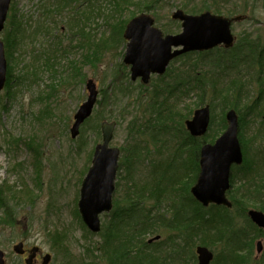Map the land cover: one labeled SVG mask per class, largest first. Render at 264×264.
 I'll list each match as a JSON object with an SVG mask.
<instances>
[{"label":"rangeland","instance_id":"rangeland-1","mask_svg":"<svg viewBox=\"0 0 264 264\" xmlns=\"http://www.w3.org/2000/svg\"><path fill=\"white\" fill-rule=\"evenodd\" d=\"M162 1L160 6L158 3V5L150 4L147 6L148 8L140 11L139 15L141 13L152 15L156 20V25L165 34H176L182 31L181 23L171 18L174 11L182 9L188 14L200 13L185 9L186 4L189 6L204 5V7H206L204 3L211 6L212 4H218L222 9L220 13L214 11L213 8L203 11L209 10L214 14L218 13L233 19L232 33L236 37L234 48L239 46V50L244 49V44L241 43L243 42L242 38L259 39L260 44H264V0ZM37 2L38 0L12 1L7 25L1 34L2 38H4L5 32L10 29L13 12H16L17 16L20 13L27 15L29 16L28 19L32 16L34 18L39 16L40 12L37 8ZM150 2L151 0H148V3ZM236 3L240 7L233 9ZM133 9L134 7L128 9L124 16L127 17ZM54 19L58 22L59 28L61 27L62 29L60 30L51 24L52 30L47 34L48 36H41L37 39V42L27 45L26 50L29 54L26 56L24 64L31 65L34 62L35 58L32 55L30 56V53L41 54L45 50L49 51V53H55L56 51L61 59L47 61L45 55H40V61L34 63L35 74L28 72L29 75L27 71H24L23 63L20 64L19 62L16 66L13 65L14 84L12 89L8 88L6 83L4 89L0 92V187L4 186L6 189L10 186L20 190L21 185L23 186L24 183L36 193L33 201H19L18 199L13 201L11 193L8 192L7 201L9 203L5 210H8L9 214L14 213V216L12 214L13 220L1 222L4 220V216L9 219V215L3 208H0V248L5 252L6 264H25L23 255H19L13 250L14 244L19 241H24L27 249L34 245L40 247L42 255L36 264L42 263V256L46 253L52 255L50 264H114L109 261L105 252L106 244L101 236L104 226L110 223L109 221L114 211L100 215L102 230L100 233L95 234L89 231L83 223L77 207L82 180L91 165L96 144L102 141L101 123L104 120L116 122L114 136L110 144L120 148L121 155L114 202L118 203L119 201L123 204L128 196V191H136L132 193L133 198L136 199L135 194L137 196L139 193H144L142 189L146 184L154 186L158 182L157 180L160 176L151 174L155 169L152 166V162L156 164L159 161L164 163L167 159L168 152L165 153L166 150L162 149L161 144L153 141L148 134H142L148 123L153 121L158 114L156 112L151 116L153 108L157 107L158 109L160 108V111H163L168 109V106L173 107L174 113L181 112L183 113L181 115H186L187 119H191L196 109L205 104H210L211 101L214 102L212 99L214 91L210 88L211 86L206 85V90L209 94L204 96V104L201 105V101H199L201 91L195 84L197 79H200L207 71L213 68L211 60L217 61L215 57L219 55L220 51L214 49L208 52L203 61L205 64L196 62L199 58L198 53H193L190 57L184 56L181 59H175L171 62L165 75L152 76L151 84L146 86L142 85L140 80L132 82L127 78L124 80L123 85L128 86L132 93L125 96V94H121L118 91L115 92V88L123 82V75L126 72L129 73L128 67L123 64L126 41L106 48L103 53L97 56L95 64L88 63L84 66L83 55L89 54L90 46L88 49L83 46L75 47V45L79 44L80 36H74L72 31L70 32L68 29L69 27L66 26V23L62 22V19L66 20V17L57 15ZM105 22L104 17L97 19L93 25L88 22L87 24H90V27L85 28V31L95 34L96 36H94L97 39L103 33L108 35L109 29ZM93 27H95V30H93ZM57 39L60 42L59 49L57 45L51 47ZM245 55L247 57L243 58V64L241 65L243 69L239 68L240 71L236 75L244 83V91L247 94L246 98L242 96V102L239 104L240 108H242V115L238 114V136L240 143V137L243 135L247 143L249 142L250 144L259 130L257 125L259 124L260 116L256 114L260 113L262 115L264 113V105L263 103L258 104L253 113L248 112L247 108L243 110V107L244 104L252 105L256 101L263 100L260 94L261 84L259 81L264 82V70L261 72L253 70L256 67L248 66L253 56ZM70 62L80 63L81 67H79L80 74L78 77L69 68L68 64ZM36 66L38 67L36 68ZM196 75L197 78H194ZM23 76L28 77L23 79ZM260 76L262 79H259ZM88 79H92L97 85L99 90L98 102L93 115L81 126L80 134L76 138H72L70 129L73 124L74 114L88 97L86 90ZM52 85L54 90L50 94ZM161 87L168 89V91L169 88L172 87L173 89L174 87L173 96L169 93L167 96L164 95L159 90ZM154 89L159 90L162 96L160 97L159 95L158 98L154 99L152 96ZM154 102H163L164 105L161 106L160 103L158 105V103ZM152 103L156 105L151 106ZM213 106L214 108H211V116L214 120L212 127L207 133V136H209L207 142H213L216 136L221 135L227 127H222L221 123L230 107L225 108L222 103H214ZM175 119L179 122L181 118L180 116H175ZM134 120L137 121L136 125L131 128ZM176 121L173 124L176 125ZM136 126L141 127L140 132H135L134 127ZM30 139L34 140L32 141L33 148H30L27 144ZM135 142L139 143L143 154L139 160L138 167L133 171L130 164L131 160L126 158V149H128L129 144ZM173 143L167 142L165 146L171 147L172 144V149H174L175 145ZM173 151L176 150L174 149ZM182 152L183 157L180 159L176 155L177 151L175 153L172 152L170 157L173 158L175 155L174 159L177 160L176 162L179 161L180 164L189 168L190 171H187L185 179L188 178L186 182L190 181L191 184H189L188 189L182 188L178 191L179 193L175 194L172 193L174 192L173 186L179 187V184L173 185L172 181L171 186L169 185L170 183H167L168 179L165 180L163 184L167 191L163 195H159V200L162 201V205L164 204L163 206L161 205V208H155L153 200L156 199L150 197L151 192H145V198L142 200V209L146 208L150 211L153 209L152 212L149 211L150 217L164 212L165 219H170L175 213L173 206H170L171 203L177 202L184 205L188 201L185 192L190 190L195 183L194 171L196 165L194 163L191 165L186 164L185 160L188 159L189 154L185 150ZM192 153L195 154V151ZM191 158H194L193 161ZM191 158H189L188 162H195L196 157L192 156ZM122 162L123 165H121ZM197 162L199 164V159ZM170 172H168V175L171 177L174 174ZM233 179L232 173L230 190L242 184L240 176L235 178V180ZM24 193L18 191L16 195L24 197L26 195ZM180 213L182 212L180 211ZM232 214L236 221V218L244 213L237 210ZM238 220V228L241 226L248 228V222L244 217H238ZM155 226L156 230H150L145 235V238L147 241L158 234L161 235V238L155 241L151 247L153 250H158V252H155L157 256L161 255L159 250L162 249L163 254L168 253L169 257H173V262L169 261L170 258L168 259L169 264H198L196 247L200 242L199 237H194V239L189 240V243H186L178 229L164 226L162 220H157ZM58 232L64 233V237H62L64 240L58 241L54 238V234ZM259 240L263 242L261 254H258L256 249V242ZM221 243L216 241L213 246L208 247L215 255H218ZM153 250L150 251L152 252ZM252 255L253 258L258 259L264 257V235L256 238L255 250Z\"/></svg>","mask_w":264,"mask_h":264},{"label":"trees","instance_id":"trees-1","mask_svg":"<svg viewBox=\"0 0 264 264\" xmlns=\"http://www.w3.org/2000/svg\"><path fill=\"white\" fill-rule=\"evenodd\" d=\"M162 2V0H151L150 3H148V0H38L37 8L40 14L36 18L32 16L28 19L29 16L27 15L20 13L17 16V13L13 12L10 29L5 32L3 38L8 59L7 87L12 89L14 84V69L12 66H16L19 62L20 64H24L26 56L29 54L26 50V46L32 42H37V39L41 36H48L47 34L52 30V27L50 26L51 24L61 30L58 22L54 19L57 15L66 17V20L62 19V22L66 23V26L69 27L68 29L70 32L72 31L74 36H80V41L78 42L79 44L75 45V47L83 46L88 49L90 46L89 54L86 53L83 55V65L85 66L88 63L95 64V61L98 58L97 56L103 53L106 48L112 45H118L124 41L123 31L130 18L139 14L143 9L148 8L147 6L150 4L154 3L156 5L159 4L160 6ZM204 4H206V7H204V5L189 6L186 4L185 9L194 13L210 8H213L214 11H217L218 13L222 11L218 4H212V6L207 3ZM131 7H134V9L130 11V14L127 17H125L124 13ZM236 7H240V5L236 3L233 9ZM78 8L81 9L78 10ZM101 17H104L106 20L105 25L109 29V34L106 35L103 33L102 36L97 39L95 34L87 33L85 28L90 27V24H87L88 22H91L93 25L96 23V20ZM93 30H95V27H93ZM245 39L246 38H242L243 42H241L244 44L243 50H239V46L235 48L233 47L229 51L222 49L219 55L215 57L217 61L214 59L211 60L213 68L207 71L200 79L196 80L195 85L199 87L201 91L199 94V101H201V105L204 104V96L209 94L206 90V85H209V87L211 86L210 88L214 91V93L211 92L212 99L214 100V102H210L211 108H214V103H222L223 107L234 108L238 114L242 115V108H240L239 104L242 102V96L246 98L247 94L244 91V83L236 75L237 72L240 71L239 68L243 69L241 65L243 64V58L246 56L245 54H249L250 57L253 56L251 57V63L250 65L248 64V66L252 65V67H256L253 70H258V72L264 70V44L261 45L259 39ZM59 44L60 42L57 39L51 47L57 45V48L59 49ZM207 53H198L199 58L196 62L203 64ZM192 54L193 53L188 54L187 57L192 56ZM31 55L35 58L34 62L31 63V65L27 63L24 64V71H27V74L28 72L35 74L34 63L40 61V55H45V59L47 61H57L59 58L61 59V57H58L59 55L56 51L55 53H49V51L45 50L44 53H30V56ZM242 55L243 57H241ZM71 63L72 62H70L68 66L78 77L80 74L79 67H81V65L79 62H76L72 63L74 64V66H72ZM37 67L38 66H36V68ZM27 77L28 76H23L22 78L25 79ZM127 78H129V73L126 72L123 75V82L115 88V92L118 91L121 94H125V96L132 93L128 86L123 85L124 80ZM194 78H197V75ZM259 79H262V77L260 76ZM259 82L261 84L260 94L264 100V82ZM129 83L131 84V82ZM53 90L54 86L52 85L50 94ZM159 90H161L166 96L168 93L173 96V93L175 92L174 87L173 89L172 87L169 88V91L164 87H161ZM159 90L154 89L152 91L154 99L158 98L159 95L160 97L162 96V93L159 92ZM263 100L256 101L252 105L244 104L243 110L247 108L248 112L253 113L258 104L263 103L264 105ZM154 103H158V105L160 103L161 106L164 105L163 102ZM156 104L152 103L151 106H155ZM152 111L151 116H153L156 112H158V114L155 116L153 121L148 123L142 134H148L153 141L160 143L162 149L166 150L165 153L168 152L167 159L164 163H161L160 161L158 164L152 162V166L155 167V169L151 172V174L158 177L160 176L157 180L158 182H156L154 186L146 184L142 189L144 193H139L137 196L135 194L136 199H134L132 195V193H135L136 191H128V196L123 204L119 201L118 203H115L114 212L109 221L110 223L104 226L103 232L101 233L102 239L106 244L105 252L107 253L109 261L114 264H169L168 259L170 258L169 261L171 260V262H173V257H169L168 253L163 254L162 249L159 250L161 251V255L157 256V253L155 252H158V250H153L151 248L152 244L148 243V240L146 241L145 238V235L150 230H156V221L162 220L164 226L178 229L181 237H184L186 243H189V240L192 238L194 239V237H199V245L201 244L207 247L213 246L216 241L222 242L220 251L218 252V255H215L212 264H217V261L218 264H264V257L261 259L252 257L255 250V240L258 236L264 235V229L257 227L248 216V210L250 208H255L264 212V113L262 115L260 113L256 114L260 116L259 124L257 125L259 126V130L257 131L253 141L249 144V142L247 143L246 139H244L243 135L240 137L244 153V161L240 166H234L233 180L240 176L242 184L241 186H238L233 190L231 189L228 192V195L233 203L232 208H227L222 205L203 207L193 198L190 190H187L185 193L188 201H186L184 205L172 202L170 206H173L175 213L170 219H165L164 212L150 217V212H152L153 209L151 211L145 207V209H142V200L145 198V192H151L150 197L156 199L153 200L154 207L161 208L164 204L162 205V201L159 200V195H163V193L167 191V188H165L163 184L165 180L168 179L167 183H170L169 185L171 186L172 181L173 185L177 183L179 184V187L173 186L174 192L172 193L177 194L182 188L188 189L191 182H186L188 178L185 179V177L188 173L187 171H190L189 168L186 165L180 164L179 161L176 162L177 160L174 159L175 155L173 158L170 156L172 152L175 153L177 151L176 155L180 159L183 157L182 151H187L189 157L185 160V163L188 165L194 163L196 165L194 175L197 177L199 172V164L197 161L199 159L200 147L203 142L209 140V136L206 135L201 139L192 137L185 128L184 121L187 119V116L181 115L183 114L181 112H177V115L174 113L173 107L168 106V109L163 111H160V108L158 109L157 107H154ZM175 116H180L181 119L179 122L176 121ZM213 120L214 119L211 117L210 127H212L211 125L213 124ZM175 121L176 125L179 126L173 124ZM136 122V120L132 121L131 128H133V125H136ZM221 124L222 127L227 126L225 118L222 120ZM140 128L141 127L137 126L134 127L135 132H140ZM218 136L219 135H217L216 138ZM32 141L34 140L30 139L27 143L30 148H33ZM167 142H174V149L176 151H173L174 149H172V144L171 147H166L165 144ZM141 149L142 148L139 147V143L136 142L129 144L128 149H126V158L131 160L130 164L133 171H135L138 167L139 160L142 158L143 152ZM193 151H195V154L192 153ZM192 156L196 157L195 162H192L194 159L191 158ZM189 158H191V162H188ZM121 165H123V162ZM178 168L181 171L180 173ZM168 172L174 175L170 177ZM23 186L21 185L20 190L10 186L6 189L4 186L0 187V208H3L4 210L7 209L9 203L7 201L8 192L11 193L10 195L13 201H16L17 199L19 201H33L36 197V193L24 183ZM18 191L25 192L24 194L26 195L24 197L16 195L18 194ZM179 210L182 213H180ZM237 210L244 213L238 217H244V219L248 222V228H244L243 226L238 228V217L235 221L232 214ZM5 211L9 215V219H6L7 217L4 216V220L1 222L13 220L14 213H12V216V214H9L8 210ZM63 235L64 233L58 232L54 234V238L58 241H62L64 240L62 238L64 237ZM149 249L153 251L151 252Z\"/></svg>","mask_w":264,"mask_h":264},{"label":"water","instance_id":"water-1","mask_svg":"<svg viewBox=\"0 0 264 264\" xmlns=\"http://www.w3.org/2000/svg\"><path fill=\"white\" fill-rule=\"evenodd\" d=\"M11 0H0V32L5 27ZM174 19L182 21L183 32L176 35H163V32L154 26V18L143 14L129 21L124 31L128 40L124 62L131 65V78H142L148 83L152 73L163 74L170 61L183 53L193 50H206L223 43L227 48L234 43L231 32L232 20L223 16L205 12L200 15H190L179 9L172 15ZM239 18V17H237ZM176 48L173 50V48ZM179 47H182L179 49ZM7 79V59L4 42L0 36V91L4 88ZM89 92L87 100L79 107L71 128L75 138L80 131L81 124L92 114L98 97L96 83L87 81ZM227 129L219 136L214 144H204L200 153L201 170L196 184L191 191L195 198L204 206L210 203L223 204L228 207L232 203L226 196L230 188L231 167L243 162L242 146L239 141V118L234 109L226 113ZM210 123V107L206 105L194 112L192 119L186 121L187 128L194 136H201L207 132ZM115 122L102 123L103 142L95 149L92 166L83 180L79 211L84 222L93 232L101 229L99 214L110 211L115 190V180L118 170L120 150L110 147L113 138ZM250 218L259 227L264 228V212L251 209ZM261 241L257 243V251H262ZM18 254H24V243L14 246ZM38 247H33L27 264H34ZM198 264H209L213 253L205 246L197 247ZM51 255L47 254L42 264H49ZM0 264H5L4 252L0 249Z\"/></svg>","mask_w":264,"mask_h":264},{"label":"flooded vegetation","instance_id":"flooded-vegetation-1","mask_svg":"<svg viewBox=\"0 0 264 264\" xmlns=\"http://www.w3.org/2000/svg\"><path fill=\"white\" fill-rule=\"evenodd\" d=\"M26 256H28V252L23 255L24 259H25ZM40 258H41V251H40L39 254H37L36 262H38Z\"/></svg>","mask_w":264,"mask_h":264},{"label":"bare ground","instance_id":"bare-ground-1","mask_svg":"<svg viewBox=\"0 0 264 264\" xmlns=\"http://www.w3.org/2000/svg\"><path fill=\"white\" fill-rule=\"evenodd\" d=\"M25 264H27L26 262H24Z\"/></svg>","mask_w":264,"mask_h":264}]
</instances>
